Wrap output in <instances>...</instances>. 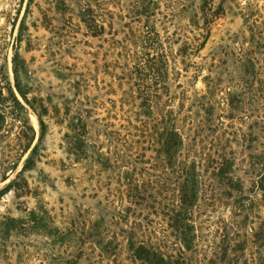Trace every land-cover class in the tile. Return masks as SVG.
<instances>
[{
  "label": "rangeland",
  "instance_id": "rangeland-1",
  "mask_svg": "<svg viewBox=\"0 0 264 264\" xmlns=\"http://www.w3.org/2000/svg\"><path fill=\"white\" fill-rule=\"evenodd\" d=\"M163 115L198 176L189 251ZM263 221L264 0H0V264H264Z\"/></svg>",
  "mask_w": 264,
  "mask_h": 264
},
{
  "label": "trees",
  "instance_id": "trees-1",
  "mask_svg": "<svg viewBox=\"0 0 264 264\" xmlns=\"http://www.w3.org/2000/svg\"><path fill=\"white\" fill-rule=\"evenodd\" d=\"M17 57L18 55L15 56V65L18 61ZM158 58L153 57L148 59L147 63L139 68V74L143 77V84L145 86L148 85L147 90H143V106L146 107L148 111H151L153 106V100L150 99L148 90L154 85V83H159L163 89H167V86H165L166 67L162 66L165 60ZM157 62L160 67L157 65ZM153 72H155V74L157 72L158 76H156V78L151 76ZM160 124L162 126L161 130L156 132L155 136L152 138L156 139L159 151L165 157V160H167L166 162L168 166H177V200L167 212L166 217L170 229L176 234L178 240H182V245L186 251H189V244L191 243L189 240H193V228L191 226L193 209L196 206L198 199V176L194 166H190L179 159L184 147V140L182 134L177 130V127L168 123L166 115L161 117ZM214 172L217 173L216 176L221 180L228 179L229 183H232V178H229L230 167L228 163L219 164L217 170H214ZM261 182H263V180ZM253 238L257 242L264 241V221L259 225L258 231L254 233ZM242 249L243 247L240 248V250ZM180 251V255L178 256H167L156 252L150 247L140 246L134 249L135 255L141 260H144L147 264H184L187 258L186 251ZM236 264H238V262H236Z\"/></svg>",
  "mask_w": 264,
  "mask_h": 264
}]
</instances>
